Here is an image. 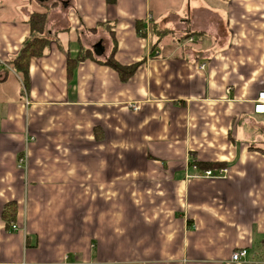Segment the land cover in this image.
<instances>
[{"label": "crops", "instance_id": "1", "mask_svg": "<svg viewBox=\"0 0 264 264\" xmlns=\"http://www.w3.org/2000/svg\"><path fill=\"white\" fill-rule=\"evenodd\" d=\"M0 64V264H264V0H0Z\"/></svg>", "mask_w": 264, "mask_h": 264}, {"label": "trees", "instance_id": "2", "mask_svg": "<svg viewBox=\"0 0 264 264\" xmlns=\"http://www.w3.org/2000/svg\"><path fill=\"white\" fill-rule=\"evenodd\" d=\"M47 18L48 12H35L31 14L28 21L31 28V36L21 48L19 55L10 63L11 69L23 79L26 88L28 87V76L32 58L43 56L52 42L51 38L46 34ZM152 29L154 36L158 38V40L159 38L173 35V32L166 29L160 30L157 25H153ZM189 37H191V34L184 36L182 40L188 39ZM86 57L87 52L85 53L84 57H82V59H85ZM104 64L118 72L122 78H127L133 75L136 70V66L125 67L120 65L114 60L113 54ZM199 166L206 170L225 169L224 164H200ZM16 217L17 204L15 202L6 204L3 209V219L8 224V227L11 226L12 222L16 221Z\"/></svg>", "mask_w": 264, "mask_h": 264}, {"label": "built area", "instance_id": "3", "mask_svg": "<svg viewBox=\"0 0 264 264\" xmlns=\"http://www.w3.org/2000/svg\"><path fill=\"white\" fill-rule=\"evenodd\" d=\"M1 65H4V64H0V66ZM202 68H204V67H202ZM135 110H138V108H135ZM254 113L257 115H264V91L260 92L258 94V97L255 101ZM27 159H28L27 156H24L21 159H19L18 167L24 168V166L27 165ZM228 175H229V171L226 169L217 170V172H215L213 170H208L204 173L203 177L207 178V179H222V178H227ZM10 229H11V232H16L19 230V228L16 224H12ZM246 256H247V252L245 250L235 252L232 255V261L233 262H240Z\"/></svg>", "mask_w": 264, "mask_h": 264}]
</instances>
